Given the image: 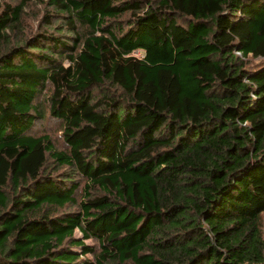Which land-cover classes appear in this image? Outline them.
Returning a JSON list of instances; mask_svg holds the SVG:
<instances>
[{
    "label": "trees",
    "instance_id": "16d2710c",
    "mask_svg": "<svg viewBox=\"0 0 264 264\" xmlns=\"http://www.w3.org/2000/svg\"><path fill=\"white\" fill-rule=\"evenodd\" d=\"M263 217L264 0H0V264H264Z\"/></svg>",
    "mask_w": 264,
    "mask_h": 264
},
{
    "label": "rangeland",
    "instance_id": "374dc122",
    "mask_svg": "<svg viewBox=\"0 0 264 264\" xmlns=\"http://www.w3.org/2000/svg\"><path fill=\"white\" fill-rule=\"evenodd\" d=\"M38 9H40L39 7H33V10H35V11H37ZM35 13V12H34ZM28 24H30L29 26H31V27H33L35 24H36V22L35 21H33V20H30L29 19V21H28ZM135 54H136V56H141L142 54L140 53V52H135ZM67 64V63H66ZM49 124H54V122H52V123H49ZM57 126V125H56ZM52 127H55L54 125H52ZM57 130V128L55 127L53 130H52V132H54L55 134H53V133H51L52 134V136L54 137V140L56 141V142H58V143H60V139H59V137H58V133L59 132H57L56 131ZM72 210H75L74 208H72ZM67 211V208L66 209H64V210H62L61 212H66ZM68 211H70V210H68ZM262 227H263V234H264V217L262 218ZM74 236L76 237V239H81V235H80V233L78 232V231H75V233H74ZM86 244H88V245H92V242L91 241H86ZM78 251H80V250H78ZM86 257L88 258V259H91V256L90 255H86Z\"/></svg>",
    "mask_w": 264,
    "mask_h": 264
}]
</instances>
